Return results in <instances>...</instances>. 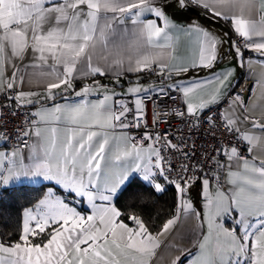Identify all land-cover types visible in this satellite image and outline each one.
Here are the masks:
<instances>
[{"label":"snow or ice","instance_id":"6c2138e0","mask_svg":"<svg viewBox=\"0 0 264 264\" xmlns=\"http://www.w3.org/2000/svg\"><path fill=\"white\" fill-rule=\"evenodd\" d=\"M174 2L202 8L237 38L198 22L178 27L163 0H0V109L8 110H0V120L16 116L19 107L36 108L15 141L2 137L0 190L49 182L35 207L24 211L18 238L0 239V264H161L162 245L183 254L169 264H183L187 256L188 264H264V157L251 155L264 147V120L247 115L240 93L228 94L237 68L249 74L256 63L264 68V0L255 19L256 0ZM126 20L130 34L120 27ZM173 31L194 42L190 54H174ZM225 44L235 64L216 72ZM29 68L37 87L25 91ZM203 71L210 75L186 77ZM130 73L136 80L118 93ZM146 76L157 80L145 87ZM85 80L91 82L76 91ZM256 86L264 90V72ZM72 94L80 102H68ZM162 98L183 101L171 114L187 135L148 131L147 102ZM166 115L154 112L152 126L158 129ZM201 132L215 142L210 151L192 140ZM196 183L202 211L191 195ZM133 185L152 196L175 191L159 226L134 207H117L125 193L144 202L141 191L130 192ZM85 203L87 215L77 207ZM190 220L195 252L165 242L180 237Z\"/></svg>","mask_w":264,"mask_h":264},{"label":"crops","instance_id":"0c3cea01","mask_svg":"<svg viewBox=\"0 0 264 264\" xmlns=\"http://www.w3.org/2000/svg\"><path fill=\"white\" fill-rule=\"evenodd\" d=\"M165 4L171 5L170 7L167 8V13L172 20L174 24H176L178 27L182 28H188L190 25H192L195 22L200 23L201 25L205 26L206 28L214 30L216 33L223 34L225 32H229V25L227 24H214L210 22V20L205 16L204 10L200 7H196L195 5H188L185 8L179 7L174 0H163ZM259 0H256V4L253 8L252 12V18H258L259 12ZM152 19H155V17H149ZM162 24V22H161ZM121 28L127 27L131 33V29L133 28V25L130 20L125 21V25H121ZM172 39H173V44L175 47V55L177 56H186L190 54L191 47L194 42H190L188 37L178 33L176 31H173L171 33ZM231 32H229V37H226V39L231 37ZM151 51L155 52L158 51V49H151ZM102 54V53H101ZM255 55V54H251ZM221 56L223 57L218 64L216 65V68L214 69L216 72L221 71L224 68L234 66L235 61L232 58V56L228 53V45H224V51L221 53ZM95 59V58H94ZM33 71V69L29 68L27 70V75H25V82L23 85V90L27 91L30 89H35L37 87L35 80L31 78L30 74ZM38 71V70H37ZM264 72V68H262L259 63H256L253 65V68L251 70V74H249V69L247 67L245 68H237L233 77L231 78V89L229 91V95H235L236 93H240L242 97L246 98V103L248 105V112L247 115L251 118H254L256 120H264V99H259L261 92L264 91L260 87L256 86V80L259 78L260 73ZM198 75L199 78H206L210 75L209 72L203 71L200 73H188L186 74V77L189 76H195ZM112 79L111 76H109L108 79H104V83H109V80ZM128 80L135 81L136 80V75L135 74H128L127 78H121V83L123 87H117L116 91L118 93L126 92L127 88L130 86L128 84ZM157 80L156 76H146L143 80L142 83L145 87L155 83ZM31 81V82H30ZM90 80H85V81H78L77 84L75 85V90L79 91L80 88L83 86L84 83H90ZM235 88H239V90H235ZM254 89V91H253ZM244 91V92H243ZM245 93V94H244ZM246 95V96H244ZM68 102L70 103H78L80 102V98L76 97L74 94L69 95L67 97ZM91 101H95L96 96L92 95L88 98ZM59 103H64L65 101L58 98ZM50 103V102H49ZM31 107V106H29ZM39 107V106H37ZM227 107V105L225 106ZM32 112L36 111V108L31 107ZM146 115L149 116V108H146ZM256 135H260L258 129L252 130ZM31 142V141H29ZM0 145L2 144V141L0 139ZM253 156H256L257 158H262L264 157V147L262 146H257L254 151L252 152ZM32 184V185H37V184H44V190L39 199L43 197V194L47 191L49 182L43 181V180H37L35 182L33 181H20L12 186L18 185V184ZM11 186V187H12ZM1 191V190H0ZM176 194V193H175ZM191 195L196 203V206L198 207L199 210L202 211V197L200 193V185L199 183H196L193 185L191 189ZM38 199V200H39ZM38 200L32 205L27 208H24L22 210L21 214V230H22V223H23V213L26 209L29 208H34L35 205L38 203ZM78 210L82 211V214H90L91 210L90 208L87 207L86 203L77 205ZM195 222L194 221H188V223L185 225V228L181 232V236L172 239L171 237L167 238L165 241L166 243H175L177 245H180L184 248H186L190 252H195L196 249L192 247V232L191 228ZM163 239V238H162ZM158 255H162L164 257V260L161 262V264H169V261L174 258L175 255H183L182 253L176 252L173 249H165L164 246L162 245L161 249L158 250ZM191 259L190 256H187L183 259V264H188V260Z\"/></svg>","mask_w":264,"mask_h":264},{"label":"trees","instance_id":"16d2710c","mask_svg":"<svg viewBox=\"0 0 264 264\" xmlns=\"http://www.w3.org/2000/svg\"><path fill=\"white\" fill-rule=\"evenodd\" d=\"M44 184H18L0 191V239L16 240L21 231V214L24 208L32 206L42 195ZM139 190L145 200L130 199V193L119 198L117 207L122 210L142 212L145 219L151 217L152 224L159 226L171 211L174 203L175 191L170 189L163 195L152 196L145 188L133 185L131 191ZM128 222V221H126ZM156 227H153V231Z\"/></svg>","mask_w":264,"mask_h":264},{"label":"built area","instance_id":"2783aa9c","mask_svg":"<svg viewBox=\"0 0 264 264\" xmlns=\"http://www.w3.org/2000/svg\"><path fill=\"white\" fill-rule=\"evenodd\" d=\"M231 39H236L237 37L231 35ZM235 90H239V88H235ZM244 92V91H243ZM245 94V93H244ZM154 95V94H153ZM173 96H176L175 93H173ZM246 96V95H244ZM3 103V98L0 97V104ZM226 104H222L220 107L224 108ZM16 107V106H13ZM147 107L149 108V116L146 115V120L149 123L150 127L148 131H160L165 132L168 131L169 135L175 134L177 136L179 135H187L188 128L184 123L180 121V119L174 115H172V111L174 109H182L183 107V101L179 98H162L159 101H148ZM3 110L5 113H7V109H0ZM32 112L31 107L29 106H23L18 108V114L16 116H9L5 115L3 120H0V139L2 141V144H4V140L2 139L4 134H7L8 136L12 137V141H9V144H11L13 141H15L16 137L13 135L18 129L22 128L25 125L26 120L28 119V115ZM154 112H160V113H167L168 115L163 117L164 122L160 123L159 128H154L152 126V120H153V113ZM207 125H204V130L207 129ZM179 130H183L182 132ZM138 131L141 130H133L132 135H136ZM192 140L195 141L197 147L203 151L207 149L208 151L211 150V148L214 146L215 142L211 140L210 136H206L201 133H197L192 137ZM191 143V141H189ZM221 144L225 143V140H220ZM199 155V153H198Z\"/></svg>","mask_w":264,"mask_h":264}]
</instances>
